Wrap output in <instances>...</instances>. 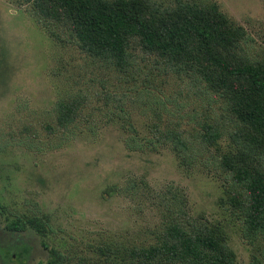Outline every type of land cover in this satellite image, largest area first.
Here are the masks:
<instances>
[{
  "label": "rangeland",
  "instance_id": "374dc122",
  "mask_svg": "<svg viewBox=\"0 0 264 264\" xmlns=\"http://www.w3.org/2000/svg\"><path fill=\"white\" fill-rule=\"evenodd\" d=\"M153 1L214 4L244 28L251 56L264 52V0ZM74 100L81 101L76 123L58 128V104ZM218 108L139 56L118 72L83 53L65 28L38 21L30 4L0 0V264H44L51 249L65 264H94L98 247L123 255L153 243L163 218L158 197L173 193L190 216L221 230L237 264H253L255 249L227 202L230 178L219 165L226 137L217 149L195 145L185 162L170 143L126 146L134 133L151 139L178 126L194 137L211 122L226 135L231 126ZM31 218L41 219L42 234ZM15 219L26 226L6 230Z\"/></svg>",
  "mask_w": 264,
  "mask_h": 264
},
{
  "label": "trees",
  "instance_id": "16d2710c",
  "mask_svg": "<svg viewBox=\"0 0 264 264\" xmlns=\"http://www.w3.org/2000/svg\"><path fill=\"white\" fill-rule=\"evenodd\" d=\"M31 5L38 21L65 28L90 58L109 63L118 72L131 68L139 56L166 75L188 81L219 105L227 133L218 122L203 123L189 136L180 129L157 130L151 139L132 134V151L170 143L185 162L195 145L218 148L226 137L219 163L230 178L227 202L243 222L244 236L255 249L253 264H264V52L251 56L246 31L228 20L214 4L177 1L163 6L153 0H14ZM80 100L59 103L55 123L66 129L77 121ZM199 141L196 143V141ZM162 199L163 218L154 242L118 248L98 247L94 264H237L221 230L187 212L183 198ZM40 234L41 219L26 220ZM15 219L6 230H22ZM107 245V244H103ZM261 249L263 251L261 252ZM44 264H65L50 250Z\"/></svg>",
  "mask_w": 264,
  "mask_h": 264
}]
</instances>
